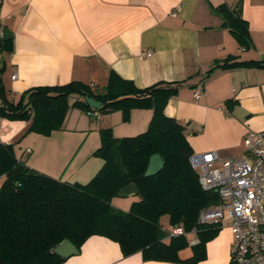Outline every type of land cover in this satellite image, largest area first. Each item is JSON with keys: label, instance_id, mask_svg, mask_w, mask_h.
Segmentation results:
<instances>
[{"label": "crops", "instance_id": "1", "mask_svg": "<svg viewBox=\"0 0 264 264\" xmlns=\"http://www.w3.org/2000/svg\"><path fill=\"white\" fill-rule=\"evenodd\" d=\"M239 5L249 24L248 49L239 45L217 12L221 6ZM0 24L9 39L0 84L12 102L31 88L73 81L103 90L114 71L141 89L183 84L165 114L185 130V125L193 128L185 134L194 153L244 158L247 133L264 131V68H216L231 56L264 61V0H0ZM152 117L153 110L135 109L124 123L121 112L97 118L71 109L63 129L49 137L28 133L30 121L1 118L0 144L14 145L17 160L38 173L87 184L104 164L93 156L101 136L90 123L97 121L99 135L112 129L120 139L145 133ZM5 179L0 178V189ZM128 198L134 199L131 206L139 200ZM116 206L125 212L131 208L122 202ZM232 244L227 223L207 244V259L200 264H229ZM63 264L175 263L144 261L141 253L124 257L118 243L93 236Z\"/></svg>", "mask_w": 264, "mask_h": 264}, {"label": "trees", "instance_id": "2", "mask_svg": "<svg viewBox=\"0 0 264 264\" xmlns=\"http://www.w3.org/2000/svg\"><path fill=\"white\" fill-rule=\"evenodd\" d=\"M224 26L239 45L252 46L249 24L242 18L241 6L217 8ZM9 39L5 38L2 49ZM223 70L264 68V61H239L229 57L217 64ZM215 68V69H216ZM213 70L210 71V73ZM182 83H159L138 88L116 72L107 86L73 81L61 86L35 87L18 102L9 100L0 84V118L30 121L28 133L49 137L64 127L72 107L101 115L121 112L123 122L130 121L135 109L153 110L148 130L135 137L115 138L112 129L100 131L101 146L93 154L104 164L87 184L68 183L47 175L29 177L11 175L23 165L12 144H0V264H63L66 259L51 250L69 240L80 251L93 236L105 237L120 245L124 257L141 253L144 261L175 264H200L207 259V244L221 231V225L198 223L201 211L219 204L215 193L204 192L197 172L190 165L194 154L185 128L165 114L169 101L179 94ZM93 98L101 108L93 109L85 99ZM159 154L164 168L145 177L150 158ZM129 184L139 190V200L125 212L112 201ZM168 216L172 230L182 226L186 232L197 230L200 243L190 247L185 236L168 238L161 219ZM188 257L183 252L189 250ZM229 264H237L231 259Z\"/></svg>", "mask_w": 264, "mask_h": 264}, {"label": "built area", "instance_id": "3", "mask_svg": "<svg viewBox=\"0 0 264 264\" xmlns=\"http://www.w3.org/2000/svg\"><path fill=\"white\" fill-rule=\"evenodd\" d=\"M6 27L0 24V72L4 62L2 44ZM152 51L147 56H152ZM18 75L14 73L12 79ZM201 97V90L194 98ZM97 118L101 114L90 112ZM1 119V118H0ZM246 157L222 159L217 152L194 153L191 167L197 172L204 192L215 193L219 204L201 211V225L229 223L233 236L231 256L237 264H264V131L247 133L244 139ZM185 236L190 247L200 243L197 230L186 232L182 226L169 231L168 238Z\"/></svg>", "mask_w": 264, "mask_h": 264}, {"label": "water", "instance_id": "4", "mask_svg": "<svg viewBox=\"0 0 264 264\" xmlns=\"http://www.w3.org/2000/svg\"><path fill=\"white\" fill-rule=\"evenodd\" d=\"M85 101L93 109L101 108V103L95 101L93 98L87 97ZM164 165H165V162L159 154L153 155L150 158L149 166L145 173V177L155 176L164 168ZM26 173H27L26 167L24 165H20L15 170H13L11 175L23 176ZM28 176L34 177V178H43V175L41 173H38L34 170L29 172ZM138 194H139L138 188L134 184H129L117 193V197L128 198L131 196H138ZM51 253L58 255L59 257L63 259H68L72 256L78 255L79 250L69 240H64L62 243L55 246L51 250Z\"/></svg>", "mask_w": 264, "mask_h": 264}, {"label": "rangeland", "instance_id": "5", "mask_svg": "<svg viewBox=\"0 0 264 264\" xmlns=\"http://www.w3.org/2000/svg\"><path fill=\"white\" fill-rule=\"evenodd\" d=\"M69 104L71 105V108L69 109V111H68V114H67V117H68V115H69V113H70V111H71V109H77V110H79V111H82V110H80V109H78V108H74V107H72L73 106V104H74V101H73V99H70L69 100ZM88 114H90V113H88ZM105 115H108V114H105ZM104 115H101L100 116V118H102ZM85 116L83 115V118H84ZM84 120H86V119H84ZM93 123H90L91 124V126H94L96 129H98V131H97V133H95V134H97V136H100L99 135V127H98V124L96 123L97 121H92ZM81 124H83V123H80V126H82ZM185 127H186V133L189 135V133H191L192 132V127H190V128H188L189 126H186L185 125ZM88 133H91V132H88ZM93 134V133H92ZM186 135V134H185ZM93 135L89 138V140H92L93 138ZM129 200V201H128ZM134 201V199H131V198H120L119 199V197H115L114 199H113V201H112V205L115 207V208H117V209H119V210H122L123 211V209L122 208H118L117 206H116V202L118 203V202H122V203H124V205L127 207V208H129L130 206H131V203ZM130 202V203H129ZM126 203H128V204H126ZM227 223H228V221L227 220H224V223H223V227H226V225H227ZM161 226H162V228H163V230L164 231H166V233H169V231H170V229L172 228L171 226H170V223H169V218H168V216H165V217H163L162 219H161ZM190 251V249L188 250V252ZM190 253V252H189Z\"/></svg>", "mask_w": 264, "mask_h": 264}]
</instances>
